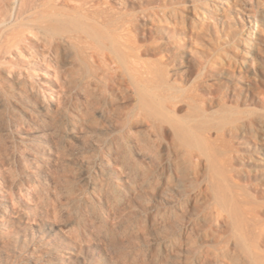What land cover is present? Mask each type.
Wrapping results in <instances>:
<instances>
[{
  "label": "rangeland",
  "instance_id": "1",
  "mask_svg": "<svg viewBox=\"0 0 264 264\" xmlns=\"http://www.w3.org/2000/svg\"><path fill=\"white\" fill-rule=\"evenodd\" d=\"M0 264H264V0H0Z\"/></svg>",
  "mask_w": 264,
  "mask_h": 264
}]
</instances>
